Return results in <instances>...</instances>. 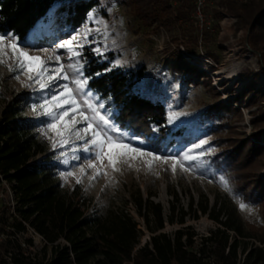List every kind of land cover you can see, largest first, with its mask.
Wrapping results in <instances>:
<instances>
[{"label":"rangeland","instance_id":"obj_1","mask_svg":"<svg viewBox=\"0 0 264 264\" xmlns=\"http://www.w3.org/2000/svg\"><path fill=\"white\" fill-rule=\"evenodd\" d=\"M233 1L238 5L246 0ZM193 2V27L180 22L164 26L151 17L145 19L139 13L138 0H101L74 31L51 30L56 4L23 42L0 34V120L4 109L12 106L18 119L35 122L47 153L33 161L51 154L52 161L63 169V189L71 192L72 186L80 187L87 215L128 214L141 232L139 246L148 241L150 233L132 200L137 189L143 200L150 197L161 206L162 232L172 234L185 228L194 234L195 245L201 236L219 227L212 217L218 210L221 221L229 215L247 234L264 235L259 206L234 194L224 174L211 163L213 155L221 151L219 140L225 138L213 132L216 124L222 122L223 130L252 140V120L259 111L264 115V50L251 43L250 21L231 13L222 0ZM170 3L177 5L175 0ZM41 29L44 32L38 34ZM195 35L199 44L189 53L184 43ZM180 61L204 76L196 79L186 74ZM89 62H105L108 70L142 74L136 87L149 99L163 101L171 128L159 149L151 138H139L116 123L114 106L88 86ZM251 101L255 105L250 106ZM218 104L232 105L241 117L225 110L218 120L205 118L206 111ZM263 174L264 159L259 170ZM205 199L214 213H198L194 218L196 204ZM14 205L13 191L0 176V227L5 230L14 219L20 220ZM182 212L187 215L179 224ZM170 216L173 223L168 221ZM150 220L153 227L152 216ZM25 226L26 232L15 235L21 246L40 260L50 258L49 249L45 257L41 252L43 238L28 223ZM229 233L239 239L235 231ZM6 236L0 231V240ZM244 240L249 242L248 248L262 246L257 238ZM248 251L239 250L241 263Z\"/></svg>","mask_w":264,"mask_h":264},{"label":"trees","instance_id":"obj_2","mask_svg":"<svg viewBox=\"0 0 264 264\" xmlns=\"http://www.w3.org/2000/svg\"><path fill=\"white\" fill-rule=\"evenodd\" d=\"M101 0H0V34L11 35L23 42L31 30L45 16L50 8L55 10L51 30L67 28L74 31L81 27L88 14ZM138 0L139 13L145 19L153 18L160 25L180 22L192 26L193 0ZM224 7L238 17L250 21L249 33L252 45L264 50V0H246L235 5L233 0H222ZM193 22V21H192ZM193 27V26H192ZM203 39V38H202ZM201 39V40H202ZM186 51L199 44L198 35L185 43ZM186 74L202 78L204 73L179 62ZM109 64L89 62L86 75L90 90L110 102L116 109V123L142 139L151 138L156 149L163 145L170 134L167 125L166 106L162 100L149 99L136 87L140 72L109 69ZM255 105L251 101L250 106ZM233 110L241 117L239 109L232 105L218 104L206 111L204 117L218 120L220 113ZM220 121V120H219ZM254 132L252 140L233 130H223L225 124H216L215 134H224L218 142L221 151L213 155L211 163L225 176L230 189L245 202L258 205L264 219V174L259 175L264 159V115L252 120ZM217 128V129H216ZM39 128L31 120L18 119L12 106H7L0 120V176L13 191L15 205L13 211L20 220L14 219L0 240V264H264V235L247 234L233 217L225 221L219 219L220 210L213 219L219 227L201 236L195 245L194 234L179 228L172 234L161 230L164 217L161 206L150 200H143L139 189L132 194V200L139 216L142 217L150 233L148 241L140 244L141 232L137 223L128 214L96 217L87 215V201L81 196L80 187L72 186V191L64 190L60 175L63 169L46 154L42 161H33L37 155L47 153L46 145L38 138ZM172 143V142H171ZM171 197L178 201L176 193ZM190 209L193 199L190 198ZM174 212V206L171 208ZM143 211V212H142ZM214 213L208 202L196 204L193 217L198 213ZM187 213L178 219L184 223ZM152 216L154 226H150ZM173 223V218H168ZM25 223L45 244L41 248L43 256L49 249L51 256L40 260L35 253L23 248L16 239V233L27 231ZM229 231H235L239 239L231 238ZM257 238L262 246L252 245L244 239ZM64 240L65 244L61 243ZM31 240H28L29 246ZM248 253L242 263L239 250Z\"/></svg>","mask_w":264,"mask_h":264},{"label":"bare ground","instance_id":"obj_3","mask_svg":"<svg viewBox=\"0 0 264 264\" xmlns=\"http://www.w3.org/2000/svg\"><path fill=\"white\" fill-rule=\"evenodd\" d=\"M42 26V24H40V25H38L36 28H38V27H41ZM44 32V30L43 29H41V30H38V34H42Z\"/></svg>","mask_w":264,"mask_h":264}]
</instances>
